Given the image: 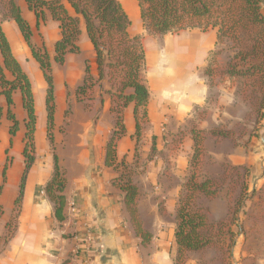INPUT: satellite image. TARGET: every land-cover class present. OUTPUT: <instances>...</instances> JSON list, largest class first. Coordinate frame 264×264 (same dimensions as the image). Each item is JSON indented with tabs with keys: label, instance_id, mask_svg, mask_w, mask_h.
<instances>
[{
	"label": "crops",
	"instance_id": "crops-1",
	"mask_svg": "<svg viewBox=\"0 0 264 264\" xmlns=\"http://www.w3.org/2000/svg\"><path fill=\"white\" fill-rule=\"evenodd\" d=\"M120 2L129 18L139 20L134 28L138 30L139 24L142 25L138 0ZM17 5L32 31V44L44 48L52 61L55 115L52 144L48 140L47 85L43 72L17 23L8 17L5 3L0 2L3 31L13 56L30 80L37 116L35 161L26 175L16 230L0 249V264H74L70 259L76 251L80 252L77 264H177L178 198L184 185L181 175L185 178L194 154L192 125L197 126L198 131H206V153L199 173V177L200 174L204 177H200V181L224 174V165H240V148L230 140L215 138L209 133L221 122L218 107L225 104L220 88H212L205 76L208 56L218 47L217 32L194 30L157 36L158 40L150 43L152 51L146 48V69L150 61L156 71L148 74L145 70L153 134L159 139L169 134L174 138L181 132L184 136L170 165L172 179L162 175L161 163L150 162L139 180H133L140 193L137 208L143 229L152 236L150 244L144 246L131 223L123 193L113 183L119 172L106 166V146L112 131L106 138L101 137L99 120L98 132L92 138L86 134L94 114L100 113L101 118H111V115L110 101L103 92L110 84L107 76L99 81L96 54L83 20L78 41L80 53L68 54L65 63L58 65L54 55L55 45L62 38L59 22L46 10V21L38 26V18L27 0H17ZM67 8L74 15L73 10ZM0 67H3L1 55ZM88 67L99 95L93 102L95 112L77 100V89L84 85ZM6 76L13 80L10 73L6 72ZM68 108L73 113L72 125L82 127L80 138L61 132ZM133 108L131 104L123 113L126 135L117 144L118 163L131 159L137 144ZM14 112L16 118L19 114L22 117L18 119L17 134L13 138L10 136L11 123L5 117L0 126V241L5 238L7 225L13 218L25 172L26 112L20 94H14ZM54 153L66 173L64 221L56 218L55 205L45 191L54 173ZM8 159L10 165L5 170ZM72 202L78 207L75 215L69 213ZM230 202L227 197L206 199L204 204L197 200V204L206 209L209 223L226 221ZM88 239L92 242H87ZM198 253H188L186 264H199Z\"/></svg>",
	"mask_w": 264,
	"mask_h": 264
},
{
	"label": "trees",
	"instance_id": "trees-1",
	"mask_svg": "<svg viewBox=\"0 0 264 264\" xmlns=\"http://www.w3.org/2000/svg\"><path fill=\"white\" fill-rule=\"evenodd\" d=\"M0 2L5 3L8 17L17 23L24 40L31 49L33 58L43 72L47 84L48 136L53 144L51 129L55 115V85L52 61L44 48L32 44V31L22 17L17 0H0ZM27 2L38 18V26L45 23L46 10L60 24L62 38L55 45L54 55V62L58 65L65 63L68 54L80 53L78 41L81 35L80 23L83 20L96 54L99 81L107 76L111 91L106 93L111 96L114 104L118 105L117 110H123L117 114L116 127L120 129L113 131L106 146V166L113 167L119 172L123 161L118 163L117 144L126 135V127L122 120L124 110L131 104L134 106L136 135L141 130V113L144 119L148 117L150 91L145 79L146 52L142 36L131 34L132 22L120 0H27ZM138 2L142 28L146 33L165 36L179 34L183 31L199 30L206 33L215 30L218 43L223 39H228L235 44L237 53L230 62L229 74L255 80V84L259 87L258 94H260L257 99L259 101V121L264 119V0H138ZM67 7L73 10L74 15L70 14ZM0 55L3 60V67H0V99L3 98L7 106V110L4 111L0 104V126L5 117L11 123L10 136L13 138L17 134L19 121L13 108L14 94L18 91L26 112L23 152L25 172L21 181L20 193L15 201L13 218L7 225L5 238L0 241L3 243L2 246H5L16 230L26 175L35 161L34 137L37 116L30 80L12 54L1 21ZM6 72L11 74L13 80L7 78ZM86 73L87 77L92 79L89 67ZM207 73L209 74V71ZM87 77L84 85L77 89L78 102H81L78 92L85 91L89 79ZM115 110L113 107L111 112L115 113ZM191 132L194 141L192 167V163H195L200 155V148L203 150L204 137L201 131L192 130ZM212 134L215 138L220 136L217 130H214ZM9 165L8 159L5 170ZM63 176L58 156L54 153V173L45 191L55 205V215L59 221L65 220L66 179L63 180ZM123 179L125 177L119 175L113 183L123 193V201L134 230L141 238L142 244L146 246L150 244L152 236L144 231L140 220L137 208L139 189L131 177ZM219 191L220 188L214 179L205 178L200 181L199 175L195 173L182 186L178 198V223L175 231L178 263L185 264L188 253L202 251L212 243V237L206 238L204 235V231L209 228V221L204 209L197 204V199L203 196L213 200L217 198ZM229 232L231 233L230 229Z\"/></svg>",
	"mask_w": 264,
	"mask_h": 264
},
{
	"label": "rangeland",
	"instance_id": "rangeland-1",
	"mask_svg": "<svg viewBox=\"0 0 264 264\" xmlns=\"http://www.w3.org/2000/svg\"><path fill=\"white\" fill-rule=\"evenodd\" d=\"M130 20L132 21L131 28H133L131 34L142 36L145 52L146 48L151 52L152 44L150 43L158 40L157 35L144 32L141 23L139 29L134 30L139 20L131 18ZM196 31L201 33L199 30ZM234 45L228 39H223L218 43V47L212 51V55L208 56L205 76L208 84L212 88H220L222 96L225 97V104L218 107V119L221 122L209 133L213 135V131L217 130L220 139L230 140L237 148H240V165H224V174L213 178L220 188L217 199L227 197L231 200L229 217L224 222L209 223V228L204 231V235L206 238L211 236L213 241L196 255L199 264L203 262L205 264H264V119L259 121V101L257 99L260 94H258L259 87L255 84V80L249 77H234L229 74L231 71L230 62L237 53ZM146 72L148 74L156 72L150 61L147 62ZM147 73L146 77L148 78ZM94 87V82L92 83V79L89 78L85 91L78 92V98L81 100L80 103H84L95 112L93 102L97 100L99 95ZM107 91H111L110 85L108 90L103 89V92L110 101L111 118H101L100 113L94 114L92 125L86 131L89 138L98 132L99 120H101V133L99 135L103 138H106L110 131L113 133L114 130L120 129V127H116L117 114L123 110H117L118 105L114 104L111 96L106 93ZM18 94H20L19 91L15 93V95ZM1 105L6 111L7 106L4 99H2ZM113 107L116 109L115 113L111 112ZM72 114L70 108L65 111L61 132L64 135L71 133L74 137L80 138L83 132L82 127L72 125ZM21 118L20 114L17 115V120H21ZM140 118L141 130L138 135L135 134L137 144L133 157L123 161L119 175L125 177L123 180H126V177L139 180L145 171V167L150 162H156L162 165V175L172 179L170 177V165L173 163L176 148L183 141L184 132L177 134L174 138H170L171 134H169L159 139L153 134L149 114L147 119H144L141 113ZM122 120L125 124V120L123 118ZM196 127L193 124L190 129L196 130ZM162 129L164 128L162 127ZM201 132L204 137L206 131ZM226 136L227 138H225ZM48 140H50L49 136ZM200 149V155L197 161L192 163V167V160H190V168L186 172L185 178L181 175L182 184L187 183L194 173L195 175L201 173L206 150L204 146L203 150ZM209 161L212 163V158H209ZM63 174V180H65L66 173L63 171ZM200 177H204V175L200 174ZM206 199L209 200V198L203 197H199L197 200L204 204ZM202 209L206 213V209ZM1 214L2 206L0 203ZM2 244L0 242V249ZM177 264L182 263L177 262Z\"/></svg>",
	"mask_w": 264,
	"mask_h": 264
},
{
	"label": "built area",
	"instance_id": "built-area-1",
	"mask_svg": "<svg viewBox=\"0 0 264 264\" xmlns=\"http://www.w3.org/2000/svg\"><path fill=\"white\" fill-rule=\"evenodd\" d=\"M78 212V207L77 204L75 202H72L69 204V213L72 215L77 214ZM87 242H92L91 239H88ZM80 252L76 251L75 253H73L72 257H71V262H73L74 264H77L78 262V257H79Z\"/></svg>",
	"mask_w": 264,
	"mask_h": 264
}]
</instances>
